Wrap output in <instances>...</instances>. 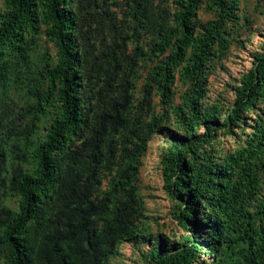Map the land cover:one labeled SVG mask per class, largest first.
<instances>
[{
    "label": "trees",
    "instance_id": "obj_1",
    "mask_svg": "<svg viewBox=\"0 0 264 264\" xmlns=\"http://www.w3.org/2000/svg\"><path fill=\"white\" fill-rule=\"evenodd\" d=\"M111 1L3 0L0 264H109L122 244L139 243L149 233L140 163L172 115L184 135L161 167L187 233L168 248L158 237L147 264H264V47L233 106H204L241 0H124L125 19ZM204 6L215 16L205 25ZM129 39L147 50L129 55ZM139 62L151 68L136 94ZM178 77L187 90L173 105Z\"/></svg>",
    "mask_w": 264,
    "mask_h": 264
},
{
    "label": "rangeland",
    "instance_id": "obj_2",
    "mask_svg": "<svg viewBox=\"0 0 264 264\" xmlns=\"http://www.w3.org/2000/svg\"><path fill=\"white\" fill-rule=\"evenodd\" d=\"M111 9L119 19H125L124 0H112ZM167 5L173 8L174 0H166ZM4 9L3 0H0V11ZM238 20L232 33V44L223 58H215L211 63L208 75L207 97L204 106L217 104L223 109L233 106L236 95L235 91L240 86L242 78L253 68L255 54L264 47V0H241L240 9L237 12ZM197 19L203 25L215 20L214 13L204 6L197 14ZM133 24H131V28ZM43 46H48L51 55H55L57 49L51 43H47L45 37L41 39ZM138 45L147 50L146 42L142 39H129L127 41L128 54L136 56ZM151 65L139 62L138 82L136 94L142 88L147 78ZM187 88L179 80L176 82L173 105H180L182 97ZM14 90H10L12 94ZM158 101V100H157ZM257 113L251 114L249 123L253 125ZM51 119L42 120L32 144H37L45 137ZM202 132V131H201ZM175 133L184 132L179 129L177 122L172 115V122L167 124L166 129L158 133L150 142L146 156L141 160L139 167L138 187L146 206V226L149 233L139 243H124L117 255L111 258L109 264H147L148 253L160 242L158 237L162 236L161 245L165 248L178 243L187 233L174 216V202L171 200L162 174L161 160L166 147L175 137ZM171 135V136H170ZM222 148L228 149L232 140L223 138ZM110 177L103 181V191L109 187ZM9 209L17 210L18 198L14 195L8 197L6 204ZM2 219V218H1ZM0 219V220H1ZM202 260L212 261L211 256L204 254Z\"/></svg>",
    "mask_w": 264,
    "mask_h": 264
}]
</instances>
